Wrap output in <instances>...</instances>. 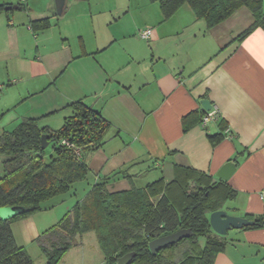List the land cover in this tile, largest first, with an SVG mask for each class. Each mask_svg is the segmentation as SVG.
Returning <instances> with one entry per match:
<instances>
[{
  "label": "crops",
  "instance_id": "obj_1",
  "mask_svg": "<svg viewBox=\"0 0 264 264\" xmlns=\"http://www.w3.org/2000/svg\"><path fill=\"white\" fill-rule=\"evenodd\" d=\"M57 1L0 0V135L26 118L60 129L78 100L99 110L110 128L103 146L84 155L94 178L78 201L102 180L109 191L136 186L152 167L159 177L144 186L171 182L177 167L219 181L217 172L234 161L227 184L236 196L223 209L263 225L220 234L225 247L215 264H264V28L239 38L255 22L252 10L243 6L210 26L188 1L170 16L159 0H80L85 8L59 0L61 12ZM45 18L42 27L37 21ZM147 28L151 36L142 38ZM204 99L219 114L206 126ZM6 159L0 155V177ZM120 170L127 173L115 174ZM78 201L60 200L45 211L60 209L63 217ZM30 217L12 223L25 248L19 226L28 240L45 231ZM91 232L78 235L63 257L82 249L77 264H89L83 237Z\"/></svg>",
  "mask_w": 264,
  "mask_h": 264
},
{
  "label": "trees",
  "instance_id": "obj_2",
  "mask_svg": "<svg viewBox=\"0 0 264 264\" xmlns=\"http://www.w3.org/2000/svg\"><path fill=\"white\" fill-rule=\"evenodd\" d=\"M159 1L166 16L188 1L210 26L247 6L255 22L239 38L256 27L264 28L262 0ZM37 23L46 27L49 20L45 18ZM72 108L73 113L60 129L41 127L37 119L26 118L14 130L0 135V155L7 157L6 173L0 177V209L24 208L7 219L0 215V264H34L27 249L17 243L12 223L55 206L57 201L49 205L43 202L70 191L76 181L86 178L89 168L84 155L105 143L110 123L103 114L83 100L73 102ZM44 133L49 134L50 143L53 142L49 159L44 155L46 148H42ZM62 139L80 147L81 155L62 144ZM121 173L126 174L127 170L115 172ZM235 196L227 180L214 181L212 176L188 167H177L176 177L169 183L160 179L144 187L119 191H109L107 181L102 180L55 225L43 231L36 242L45 254L46 264H59L77 243V236L88 231L97 234L105 257L103 264H118V258L129 252H135L129 264H215V257L224 249L225 241L213 231L208 214L223 208ZM262 225L263 221L257 219L252 227ZM181 228H190L192 235L157 252L150 250L152 239ZM202 237L206 240L204 245L200 243ZM182 245L184 249L175 257Z\"/></svg>",
  "mask_w": 264,
  "mask_h": 264
},
{
  "label": "rangeland",
  "instance_id": "obj_3",
  "mask_svg": "<svg viewBox=\"0 0 264 264\" xmlns=\"http://www.w3.org/2000/svg\"><path fill=\"white\" fill-rule=\"evenodd\" d=\"M46 1H48V0H46ZM74 1L75 0H69L70 3H73ZM108 1H110V0H108ZM44 2H45V0H36V5L42 6L44 4ZM77 2H79L85 8V6L83 5V2H81L80 0H77ZM83 12H81V14H84ZM97 15H99V14H97ZM52 154H53V142H51L46 147L44 155H45L46 159H49L50 155H52ZM148 170H149V168H148ZM159 170H160L159 168L155 169L154 167H152V169L150 171L146 170V172H147V173L145 172L146 174L144 173L142 176L136 177L134 179L135 185L136 186H144L146 183L153 181L154 179L159 177V175H158L160 173ZM93 178H94V174H91V173L88 174L86 179L76 181L72 185V188L70 189V191L63 193V194H60V195H57L51 199H48L47 201L43 202V204L49 205V204L54 203L55 201H60V200H63L64 202L69 201V200L78 201L81 197H83L82 195L84 194V192H83L84 188L86 186H88L90 183L92 185ZM59 210L60 209H56L53 212L44 210L41 213H37V215H35L34 217H30V216H32V214H31L25 218L30 217L28 219V220H30L29 224H33V225L35 224V226L40 227L43 230L44 229L46 230V229L52 227L53 225H55L57 223V221H59L58 219H61L62 216L59 215V213H58ZM25 218H22V219H25ZM19 228L20 229H18V230H21V236L18 237L19 241H21V239L22 240L26 239V241L24 243L26 244V248L28 249L27 251L31 255V257L34 261V264H46L45 254L41 250L39 244L35 240H28L29 235H28V233L26 234V231H24V226L22 227V225H21V226H19ZM218 235L221 236L220 234H218ZM94 236H96V235H95L94 231H92L91 234H86L83 237V239H84L83 241H85V250H86L85 254H87L85 259H86V262L89 264H91L93 262H97V260L103 256V252L100 251L98 244H97V240L96 239L94 240ZM200 240H204V237H202ZM200 243H201V241H200ZM179 253H180V251H177L175 254V257L177 255H179ZM79 257H82V249H80L79 251H71V253H68L66 259L64 257L61 259L59 264H77L79 261Z\"/></svg>",
  "mask_w": 264,
  "mask_h": 264
},
{
  "label": "water",
  "instance_id": "obj_4",
  "mask_svg": "<svg viewBox=\"0 0 264 264\" xmlns=\"http://www.w3.org/2000/svg\"><path fill=\"white\" fill-rule=\"evenodd\" d=\"M63 4L58 0L57 7L58 12H61ZM202 105L205 110L212 109V102L209 99L202 100ZM50 135L44 133L41 137L42 148L45 149L50 144ZM236 169V163L234 161H229L225 163L222 168L217 172V176L223 180H228L230 175ZM22 206H9L3 207L0 209V215L3 219H7L12 217L13 215L23 211ZM209 221L212 229L218 234L224 235L230 229L243 228L245 226L253 225L255 223L254 220L249 219L245 216H240L236 214L229 213L226 209H218L212 211L209 216ZM192 235V230L190 228H181L175 232L157 237L152 239L149 242V247L152 252H157L158 250L167 247L168 245L179 242L185 237H189ZM135 256V252H129L125 255L118 258V264H129L133 257Z\"/></svg>",
  "mask_w": 264,
  "mask_h": 264
},
{
  "label": "built area",
  "instance_id": "obj_5",
  "mask_svg": "<svg viewBox=\"0 0 264 264\" xmlns=\"http://www.w3.org/2000/svg\"><path fill=\"white\" fill-rule=\"evenodd\" d=\"M151 34H152V30L149 28L141 30L139 32V35L142 38H149L151 36ZM218 117H219L218 111L216 109L212 108V109H210L204 113V115L202 116V119H201V123L204 126H206L209 121L215 120ZM61 143L67 145L70 148H73L77 155H81L80 147L76 146V144L74 142L68 141L67 139H62Z\"/></svg>",
  "mask_w": 264,
  "mask_h": 264
}]
</instances>
